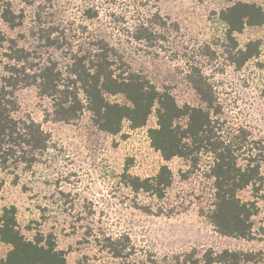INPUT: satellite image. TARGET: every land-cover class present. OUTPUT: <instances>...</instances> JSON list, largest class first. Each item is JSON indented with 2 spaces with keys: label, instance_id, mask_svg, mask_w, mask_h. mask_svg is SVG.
Returning <instances> with one entry per match:
<instances>
[{
  "label": "rangeland",
  "instance_id": "rangeland-1",
  "mask_svg": "<svg viewBox=\"0 0 264 264\" xmlns=\"http://www.w3.org/2000/svg\"><path fill=\"white\" fill-rule=\"evenodd\" d=\"M8 1L23 20L10 28L0 18V31L19 46L57 61L61 70L67 62L60 36L65 29L73 49L105 42L116 54V64L143 74L179 105H202L189 81L198 71L220 106L221 135L264 141V22L235 34L238 48L259 41L258 55L237 68L229 61L235 49L218 16L235 0ZM249 1L264 10V0ZM52 27L59 46L39 39ZM17 96L21 110L51 136L42 163L0 170V211L15 206L24 236L51 232L68 264H178L183 254L200 255L206 249L260 250L264 256V241L222 235L208 221L211 158L200 155L195 167L178 157L164 161L147 135L155 126L153 113L145 126L132 130L123 121L121 131L112 135L95 127L87 111L72 123L45 118L48 102L33 85L18 89ZM108 98L124 101L121 95ZM162 164L172 172L163 198L127 186L128 175L150 177ZM239 195L249 199L250 190ZM261 204L264 209V199ZM108 236L118 239L123 257H112L105 248ZM7 249L0 242V259Z\"/></svg>",
  "mask_w": 264,
  "mask_h": 264
},
{
  "label": "trees",
  "instance_id": "trees-1",
  "mask_svg": "<svg viewBox=\"0 0 264 264\" xmlns=\"http://www.w3.org/2000/svg\"><path fill=\"white\" fill-rule=\"evenodd\" d=\"M218 16L226 26V41L235 49L229 61L239 68L258 55L259 41L251 40L238 48L235 34L246 26L263 24L264 10L256 2L235 0ZM0 18L14 28L21 24L23 14L15 12L8 0H0ZM51 29L39 39L46 46H59ZM60 36L66 42L64 70L57 61L19 46L0 31V170L30 169L44 161L50 147V134L21 110L17 91L22 87L33 85L38 96L47 100L45 118L72 123L87 111L95 127L112 135L121 131L123 121L132 130L145 126L153 113L155 126L147 129V135L150 146L164 161L178 157L195 167L200 155L211 158L208 176L213 194L206 217L217 232L264 241V141L247 140L245 134L221 135L220 106L204 77L198 71L189 77L202 105H179L170 92L158 89L143 74L116 64L119 60L105 42L97 40L90 49H73L65 29H61ZM114 95H121L124 101L108 98ZM128 180L126 184L134 192L161 199L172 183V172L162 164L150 177L128 175ZM246 189L250 190V198L242 199L239 194ZM15 213L14 205L3 206L0 211V242L8 246L0 264H68L66 251L56 246L51 232L36 230L31 238L24 236ZM106 241L105 248L112 257H123L118 239L108 236ZM178 262L264 264V256L260 250L206 249L200 255L185 253Z\"/></svg>",
  "mask_w": 264,
  "mask_h": 264
}]
</instances>
